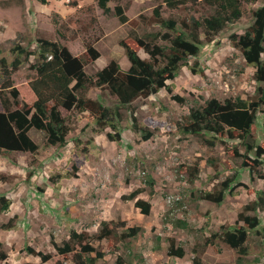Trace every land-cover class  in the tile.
Returning a JSON list of instances; mask_svg holds the SVG:
<instances>
[{
  "label": "rangeland",
  "instance_id": "rangeland-1",
  "mask_svg": "<svg viewBox=\"0 0 264 264\" xmlns=\"http://www.w3.org/2000/svg\"><path fill=\"white\" fill-rule=\"evenodd\" d=\"M263 2L244 3L243 17L227 24L213 40L203 39L198 55L187 56V65L165 87L121 108L118 141L107 138L113 129L95 132L98 125L89 111L60 108L70 127L65 146L48 145L44 131L31 128L28 134L38 146L34 153L0 154V264H54L63 258L54 245L68 239L72 230L86 233L88 241L104 253L93 264H190L195 251L204 264L263 263L264 210L247 205L264 189V154L255 153L256 145H264V104L248 141L253 148L214 133L206 134L217 137L209 148L202 137L182 133L176 126L190 107L204 105L208 99L248 98L257 93L260 84L253 78L254 70L229 37L244 31L252 21L251 10ZM161 3L108 0L110 11L104 13L97 0H0V58L10 61L16 43L36 49L42 38L65 45L91 77L112 59L125 70L129 62L121 42L148 59L136 37L167 31L153 18V9ZM118 6L127 18L124 23L116 15ZM160 10L164 18L176 19L178 30L185 13L199 17L212 12L203 4L184 9L162 4ZM34 61L30 57L11 75L13 86L34 78L30 66ZM87 95L105 106L117 105L106 89L92 87ZM3 100L9 109L22 104L9 89H0V111ZM131 117L140 129L152 133L148 139L133 128ZM194 163L197 174L192 177L188 173ZM227 178L230 191L220 203L205 198V192H215ZM138 198L150 203L149 214L135 206ZM6 201L8 207L2 209ZM240 212L257 215L260 224L248 238L249 253L238 263L234 249L222 242L205 243L219 226L234 225ZM102 221L117 227L112 240L95 237ZM120 221L141 229L123 240L125 227L118 225ZM172 239L175 247L183 248V257L168 254ZM37 252L50 258L43 261ZM63 260L74 264L70 254Z\"/></svg>",
  "mask_w": 264,
  "mask_h": 264
},
{
  "label": "trees",
  "instance_id": "trees-1",
  "mask_svg": "<svg viewBox=\"0 0 264 264\" xmlns=\"http://www.w3.org/2000/svg\"><path fill=\"white\" fill-rule=\"evenodd\" d=\"M256 1L162 0V3L153 9V18L167 31L136 37L137 43L149 58H141L134 49L121 42L129 62L128 68L122 69L119 63L112 59L98 70L94 77L87 75L83 70L82 61L72 56L67 47L56 40L40 38L36 49H28L16 43L11 50L13 58L10 61L5 57L0 58V89H9L14 99L19 98L22 104L21 107L9 109L7 101L3 100L4 110L0 111V154L6 151L34 153L38 146L28 134L31 128L44 131L48 145L65 146L70 127L60 108L89 111L94 115L95 123L98 125L95 132L102 133L106 127L113 129L115 135L108 132L107 138L118 141L120 130L117 122L121 118V108L165 87L166 81L172 79L181 66L187 65V56L198 55L203 39L213 40L227 24L243 17L247 12L244 3L253 4ZM107 2L108 0H97L104 13L110 11ZM162 4L169 9H184L187 6L203 4L211 8L212 12L199 17L185 13L179 18L182 30H178L176 19L164 18L161 15ZM251 14L252 21L244 31L232 33L229 39L245 64L253 68V78L260 84L257 93L248 98H226L223 101L208 99L204 105L190 107L184 119L176 122L182 133L202 137L209 148L214 147L217 140L214 135H206L211 133L241 140L248 148H253L248 141L252 136V126L256 122L257 113L262 111L264 104V2L252 9ZM116 15L120 22H126L127 18L119 6ZM158 39L161 43L157 42ZM89 52L92 56L96 54L91 48ZM30 57L35 60L30 64L35 70L34 78L19 86H13L11 75L24 63L29 62ZM92 87L108 90L110 95L116 97L117 105L105 106L99 100L88 96V90ZM175 98L178 99L177 96ZM131 119L133 128L144 132L143 139H148L152 135L148 129L138 127L135 117ZM233 148L237 154L236 147ZM255 153L258 156L264 154V145H256ZM254 161L257 162L256 159ZM196 165L197 163H194L192 173L188 175L193 177L197 174L193 173L197 171ZM152 181L153 179L148 177L149 184H152ZM230 181L229 178L222 181L213 193L205 192V198L220 203L226 191H230ZM134 196L135 194H132V198ZM135 206L142 214L147 215L150 212V203L142 198L135 200ZM7 207L8 201L4 203L2 209ZM247 208L264 210V189L255 195L253 203L247 205ZM237 219L232 226H219L211 237L206 239L205 244L224 243L237 252V262L241 263L243 256L250 251L248 247L250 233L260 224V220L257 215H247L244 212H240ZM240 222L242 224H239ZM118 225L125 227L121 235L123 240L136 236L141 229L138 224L127 226L125 221L118 222ZM116 232V226H110L107 221H102L95 237L112 240L111 237L116 235ZM54 248L57 254L63 257L54 264H64L63 259L69 254L74 264H93L104 255L88 241L86 233L75 230L71 231L68 239L55 244ZM36 254L43 261L50 258L47 253ZM168 254L183 257L184 250L182 247H175L172 239ZM190 264H204L196 251L191 257Z\"/></svg>",
  "mask_w": 264,
  "mask_h": 264
}]
</instances>
